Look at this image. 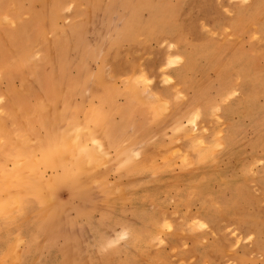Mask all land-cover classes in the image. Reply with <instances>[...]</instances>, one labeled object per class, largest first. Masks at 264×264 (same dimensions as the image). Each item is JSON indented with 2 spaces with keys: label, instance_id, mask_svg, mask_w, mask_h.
<instances>
[{
  "label": "rangeland",
  "instance_id": "rangeland-1",
  "mask_svg": "<svg viewBox=\"0 0 264 264\" xmlns=\"http://www.w3.org/2000/svg\"><path fill=\"white\" fill-rule=\"evenodd\" d=\"M6 1L0 264H264V0Z\"/></svg>",
  "mask_w": 264,
  "mask_h": 264
},
{
  "label": "bare ground",
  "instance_id": "bare-ground-1",
  "mask_svg": "<svg viewBox=\"0 0 264 264\" xmlns=\"http://www.w3.org/2000/svg\"><path fill=\"white\" fill-rule=\"evenodd\" d=\"M3 3L6 4L7 1L6 0H0V6H2ZM10 4L13 5L14 2L13 3H10ZM2 11H3V9H2ZM18 13H16V11H15V15H13L12 17L18 18V15H17ZM1 22L2 21L0 20V23ZM18 24H19V22H18ZM2 25H1V27L4 28V26H2ZM9 25H10V23H9ZM21 26H22V23L19 24V27L18 28L21 29ZM6 27H8V26H6ZM15 27H17V26H15ZM11 31H13V30H11ZM17 31L18 30H16V32ZM12 62H13V60L10 62V58L5 55L3 58H1V61H0V71H1V69L3 71H5V70H7L9 68L12 69L11 68L12 67V65H11ZM18 62H20V61L18 60ZM127 85H128V83H127ZM25 105H27L25 102H22V101H19V100L15 99V98H12L11 101H10V103L8 102V104L4 105L5 107H3L2 105H0V109L3 108V110H5V115L6 114H9L10 115L11 114V111H13V110H19L18 112H20L21 111L20 109L23 108ZM36 106H37V104H36ZM20 114H22V113L20 112ZM1 119H3V116H1ZM2 122L3 121L0 120V143H1V146H2V151L5 150L6 152H8L10 154V156L13 157L14 163L12 165L13 174H10L9 172L4 171V173L2 174V180H0V226H1V224L3 222L4 223H8V225L17 222L15 219H17V215H18V206L21 205L22 203H24L25 197L30 193V190L29 189H31V188L32 189H36V190H39L40 189V187H38V185L35 184V182L33 181V179L28 176L27 173L29 171V168H28L27 164L20 162V155H22L23 154V151H24V148L21 146V143L25 140V137H27L30 133L33 134V132L31 130H29L28 132L27 131H24V130H21L19 128V126L16 125V124H13L11 127L6 128V127L3 126V123ZM94 136H95V134H94ZM29 138H31V136H29ZM68 141H69V139H68ZM102 144H103V142H102ZM84 145H86V144H84ZM74 147H76V146H74ZM42 149H45V148H42ZM92 157H94V156H92ZM43 158L46 159V160H48V157L47 156H45ZM24 190L25 191L27 190L28 193H25ZM23 192H24V194H23ZM8 249L9 248H7L6 251ZM8 255H11V254L9 253ZM12 256H14V255H12ZM9 260H10V258H9ZM9 260L8 261L6 260V261L9 262ZM3 262H5L4 259H3ZM10 264H11V260H10Z\"/></svg>",
  "mask_w": 264,
  "mask_h": 264
},
{
  "label": "crops",
  "instance_id": "crops-1",
  "mask_svg": "<svg viewBox=\"0 0 264 264\" xmlns=\"http://www.w3.org/2000/svg\"><path fill=\"white\" fill-rule=\"evenodd\" d=\"M4 225H5V228H6V226L8 225V223H2L1 224V226H0V233L2 232V231H4Z\"/></svg>",
  "mask_w": 264,
  "mask_h": 264
}]
</instances>
